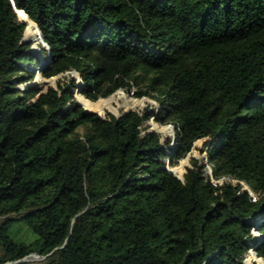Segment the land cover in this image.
Listing matches in <instances>:
<instances>
[{
    "label": "trees",
    "instance_id": "trees-1",
    "mask_svg": "<svg viewBox=\"0 0 264 264\" xmlns=\"http://www.w3.org/2000/svg\"><path fill=\"white\" fill-rule=\"evenodd\" d=\"M12 1L26 14L0 0V264H246L252 245L264 260V0ZM69 71L78 83H31ZM116 90L157 111L106 114L142 104ZM153 116L173 147L141 132ZM198 139L214 177L257 201L195 158L174 166Z\"/></svg>",
    "mask_w": 264,
    "mask_h": 264
},
{
    "label": "rangeland",
    "instance_id": "rangeland-1",
    "mask_svg": "<svg viewBox=\"0 0 264 264\" xmlns=\"http://www.w3.org/2000/svg\"><path fill=\"white\" fill-rule=\"evenodd\" d=\"M29 41H32V40H26L25 42H29ZM37 47V45H36ZM32 48H33V45H32ZM34 50V48H33ZM35 51V50H34ZM36 52V51H35ZM40 54L41 55H47V51L46 50H41L40 51ZM36 67V66H35ZM34 67V68H35ZM36 70V69H35ZM34 70V71H35ZM41 78L42 79H45V80H50V79H53V82L48 84V83H43V82H40V81H34L35 77H36V71H35V77L33 79V81H31V83H34L36 84L42 91H45L49 86H55L56 85V81L58 79H65L67 77H74V79L76 80V82L78 83L79 82V76L78 74H76V72L74 74L71 73V71L67 72V73H63V74H60L58 76H54V77H51V78H47L45 76H43L42 74H40ZM22 87V85L20 86ZM116 92H120L122 95H124L125 97L127 98H130L131 101H134V100H143L142 101V104H137V105H132L130 106V104H126L125 102V99H119L116 101V103L114 102L113 105L115 107H117L118 111L117 113L113 112V111H110V110H106L105 113H110L112 115H119L121 112L123 111H126V110H136V111H141L143 110V108L147 105V104H150L151 105V108L153 109V112L157 111V105L155 104V102L152 101V99L148 98V97H145V96H142V97H135L134 95H130V94H127L125 93L124 91L122 90H116L114 93ZM113 93V94H114ZM76 94L77 92L74 91V98L76 99L77 101V98H76ZM112 95V94H111ZM78 102V101H77ZM135 102V101H134ZM80 103V102H79ZM138 103V102H137ZM81 104V103H80ZM82 105V104H81ZM90 110V109H89ZM90 111H95V110H90ZM96 113H98L99 115H101L102 117H106L107 115L104 113H99L97 111H95ZM150 121H155L157 122L160 126H164V127H168L171 129V132L172 134L170 136H164L162 135L161 133H159L158 131H156L155 129H152L151 128V123ZM145 129L147 130H150V131H155L157 132L159 135H160V139H161V144L165 146V141L168 140V146L166 147L167 148H171L173 147V145L175 144L176 140H175V133H174V129L173 127L170 125V124H161L160 122L156 121V119H150L148 120L147 122H144L142 124V128H141V132L145 131ZM207 147H206V144L204 142V139H198L194 142L191 150L187 153V155L183 158H181L178 162L177 165H174V166H178L180 164L181 161H186V164L184 165V171L186 169V167H189L191 166V159L192 158H195L198 162V164L202 165V166H205V164L208 161V158H207V151H206ZM165 161V165L167 166V159L164 160ZM170 168L172 166H169ZM175 173V172H174ZM176 174V173H175ZM177 175V174H176ZM182 178V176H181ZM33 254V253H31ZM36 254V253H35ZM30 255V254H29ZM27 255V256H29ZM26 256V257H27ZM41 256V255H40ZM38 259L36 260H24V261H20V262H15V263H9V264H17V263H21V264H25V263H36V262H40L43 257L41 256ZM6 264H8L7 262H5ZM4 264V263H3ZM252 264H257V262H252ZM264 264V263H263Z\"/></svg>",
    "mask_w": 264,
    "mask_h": 264
},
{
    "label": "built area",
    "instance_id": "built-area-1",
    "mask_svg": "<svg viewBox=\"0 0 264 264\" xmlns=\"http://www.w3.org/2000/svg\"><path fill=\"white\" fill-rule=\"evenodd\" d=\"M152 101H153V100H152ZM153 102H154V101H153ZM151 119H152V118H151ZM203 168H204L205 174L209 177V180H210V182H211L213 185H215V186H217V185H221V184L224 183V182H225V183H227V182L238 183V184H240V189L247 190V192H248L249 196L251 197V200H252V201H257V200H258L260 194L254 192V191L248 186V184H247L246 182H244V181H242V180H239V179H236V178H231V177L226 176V175H223V176H221V177H219V178H215L214 175H213V173H212L211 164H210L209 162H207ZM251 233H252V235H253L254 237L259 236V231H258L257 227H255V226H253V227L251 228ZM251 256H253V259L256 257V258L260 259V260L264 263V260H263L260 256L257 255L256 250H255V246H254V245L250 246V248L248 249V252H247V254L245 255V257H244V259H243L244 263H246V264H252V262H255L256 260H253V259L251 258ZM7 263H8V262H7ZM9 263H10V262H9ZM9 263H8V264H9ZM4 264H6V263H4ZM257 264H258V263H257Z\"/></svg>",
    "mask_w": 264,
    "mask_h": 264
},
{
    "label": "water",
    "instance_id": "water-1",
    "mask_svg": "<svg viewBox=\"0 0 264 264\" xmlns=\"http://www.w3.org/2000/svg\"><path fill=\"white\" fill-rule=\"evenodd\" d=\"M11 2H12V5H13V7H14V10H15L17 16H18V11H21V12L25 13L23 9H18V8H16L12 0H11ZM25 14H26V13H25ZM35 25H36V24H35ZM36 28H37V26H36ZM37 29H38V28H37ZM39 33H40V32H39ZM40 37H41V35H40ZM23 41H26V40L23 39ZM41 42L44 43V44H46V43L43 41L42 37H41ZM47 54H49V49H48V51H47ZM28 84H29V83H28ZM77 90H78V89H77ZM78 92H79V90H78ZM83 108H84V107H83ZM84 109H85V110H89V109H86V108H84ZM93 112H95V111H93ZM115 116H117V115H115ZM152 119H154V116L152 117ZM148 131H150V130H148ZM169 166H170L169 159H167V166H166V168L169 169L170 171L174 172L172 169H170ZM178 177H179V176H178ZM179 178H180V177H179ZM25 257H26V256H25ZM25 257H23V258H21V259H19V260H16V261H12V262H10V263H15V262L24 261V258H25ZM42 257L44 258V256H42Z\"/></svg>",
    "mask_w": 264,
    "mask_h": 264
},
{
    "label": "bare ground",
    "instance_id": "bare-ground-1",
    "mask_svg": "<svg viewBox=\"0 0 264 264\" xmlns=\"http://www.w3.org/2000/svg\"><path fill=\"white\" fill-rule=\"evenodd\" d=\"M40 257H41V256H40ZM38 258H39V255L33 253V254H30L29 256L25 257L24 260H36V259H38ZM251 258L253 259V256H251ZM253 260H256V262H257V260H260V259H258V258L255 257ZM260 261H261V260H260ZM261 262H262V261H261ZM262 264H263V262H262Z\"/></svg>",
    "mask_w": 264,
    "mask_h": 264
}]
</instances>
